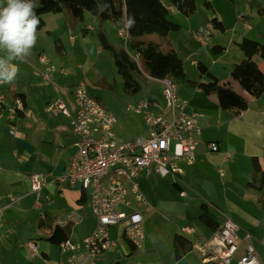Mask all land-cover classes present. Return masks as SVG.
<instances>
[{
    "label": "crops",
    "instance_id": "obj_1",
    "mask_svg": "<svg viewBox=\"0 0 264 264\" xmlns=\"http://www.w3.org/2000/svg\"><path fill=\"white\" fill-rule=\"evenodd\" d=\"M161 1L169 9L171 20L180 26L179 30L170 32L167 36L171 54L184 65V74L173 81L178 80V95L188 102L186 111L197 115L201 136L196 162L193 165L181 163L184 173L177 176V182L173 183V186L175 183L179 184L187 195L183 197L178 188L174 187L180 193L183 203L176 206L177 210L181 211L176 217L177 225L171 223L170 233L166 236V245H171L172 252L167 255L160 252V242L155 248V241L159 240L156 233L161 229L158 224L155 226L153 221L155 223V219L162 217L157 205L149 208L146 204L140 208L145 226L143 245L148 228V248L155 249L150 258L152 264H218L216 261H203V253L195 249V246H203L213 241L218 228L229 218L238 225L240 239L244 240L247 234L251 235L247 243L255 248L259 264H264V94L259 99H252L237 83L231 82L230 78L232 68L246 58L238 46L243 39L255 40L264 45V0H200V3L196 0L198 10L190 17L180 13L168 0ZM206 1L209 6L205 4ZM246 3L249 7L244 10L245 19L240 20L239 15L242 13L239 6L244 7ZM252 4L257 9L258 21L249 17L255 15V10L250 8ZM65 18L67 29L62 28L59 37L68 31L71 33V44L77 46L81 38L77 29L81 24L72 31L68 27L67 17ZM214 19L223 23L224 33L214 29ZM107 23L103 25V30L113 43L107 34ZM46 28L47 22L44 29ZM44 29L37 33V38ZM47 33L52 36L53 31ZM196 33L206 38L205 44L196 40ZM81 34L86 37L88 29L85 28ZM153 40L161 42L158 37ZM215 46L224 47L225 51L216 56L212 53ZM3 55L0 51V56ZM41 56L45 55L36 53L26 57L25 61L30 60L32 67H38L37 72H25L26 78L19 76V72L25 68L22 64L24 62L13 61L19 68L15 82L2 85L6 102L1 111L2 115L0 114V264L66 262L73 253H63L61 244L49 241L55 230L60 228L69 231L68 240L74 243L79 251H83L85 239L96 226L91 198H88L86 204H81L80 200L84 194L81 190L62 189V184L58 182L64 175L70 158L77 151V138L70 119L62 114H49L45 111L46 105L53 97L48 91L42 102L30 99L29 91L32 86L29 77L48 83L42 74L44 64L40 62ZM195 62L206 65L223 84L231 82L235 90L249 99L250 107L239 116L223 111L218 106L217 97L207 95L202 90L200 85L209 84L210 80L200 75ZM256 62L264 72V60L257 57ZM50 63L52 64L51 61ZM189 63L196 66L192 76L188 70ZM40 86L45 85L39 84L37 87ZM74 87L68 88L72 98L65 93L66 97H69V105L66 104L70 106L73 116L76 115ZM21 97H24L22 101L25 112H19L16 118L10 121L8 116L11 106ZM12 127L15 133L12 132ZM209 142H217L219 151H211L207 147ZM221 169L224 170L223 175L220 173ZM34 173L43 174L46 178V184L40 193L31 189L30 176ZM151 174L152 172L148 174L142 171L139 179L143 177L144 181H148ZM156 174L154 172L155 176ZM139 183L142 190L141 181ZM254 183L255 186L252 185ZM128 200L131 198L128 197ZM203 205L215 216L216 229L205 226L199 220ZM116 227L120 229L114 230L112 238L109 235L115 245L99 257L97 262L100 264L105 258H110L111 264L115 261L123 264H149L150 261L142 262V259L131 261L133 256L143 249V245L140 248L135 246L137 251L130 256V246L123 237L125 223ZM116 227L110 228L109 231ZM187 227H192L194 233L186 234ZM184 234L191 239L194 249L178 259L174 253V238L177 235L185 236ZM29 243L37 245V255H32ZM54 248L59 250L58 255L55 254ZM244 253L245 245L242 244L230 264H238ZM123 254L128 259H122ZM130 257L132 259H129Z\"/></svg>",
    "mask_w": 264,
    "mask_h": 264
},
{
    "label": "built area",
    "instance_id": "obj_2",
    "mask_svg": "<svg viewBox=\"0 0 264 264\" xmlns=\"http://www.w3.org/2000/svg\"><path fill=\"white\" fill-rule=\"evenodd\" d=\"M239 19L244 20V14H240ZM118 36L124 43L123 47L128 49V30L118 28ZM194 37L201 44L207 41L199 33ZM138 57L136 54L134 59L138 60ZM40 62L46 66L45 79L51 82L53 65L45 56H41ZM154 81L162 86V98L143 100L136 106L127 108L128 111L143 116L148 127V136L144 139L123 141L121 137H117L114 131L116 116L89 93L84 81L75 85L73 90L76 115H72L61 97L52 99L47 104L48 113L62 114L70 119L77 138V151L70 158L66 171L58 182L62 184V189H79L90 197L96 220L95 229L85 239L83 251H79L70 240L61 243V251L71 252L73 255L60 264H99L97 259L115 245L109 237V229L124 223L123 237L137 248L142 247L145 226L140 208L146 206L147 201L138 180L141 172L150 174L154 168L161 177H177L184 173L180 163H195L201 132L198 117L186 111L188 102L179 97L173 79ZM2 85L0 84V114L6 102ZM19 112H25L22 99H17L11 106L8 119L13 121ZM11 130L15 133L13 127ZM207 146L213 152L219 151L214 142ZM220 173L223 175L224 170L221 169ZM30 179L32 191L40 193L46 184L45 175L34 173ZM181 195L184 197L187 193L182 192ZM238 231V225L228 218L216 231L213 241L203 246L196 245L195 249L203 253V261L206 263L216 261L218 264H230L244 244L245 253L238 264H259L255 248L247 243L251 235L247 234L242 240ZM185 232L193 233L194 229L187 227ZM29 249L33 256L38 254L36 244L29 243Z\"/></svg>",
    "mask_w": 264,
    "mask_h": 264
},
{
    "label": "trees",
    "instance_id": "obj_3",
    "mask_svg": "<svg viewBox=\"0 0 264 264\" xmlns=\"http://www.w3.org/2000/svg\"><path fill=\"white\" fill-rule=\"evenodd\" d=\"M168 1L187 17L194 15L198 10L196 0ZM205 4L209 6L208 1ZM35 12L40 19L37 33L46 26L44 17L48 14L65 13L68 27L72 31L85 21L87 13L96 17L99 23L96 37L101 50L109 52L113 58L118 73L123 78L124 91L127 95L139 94L143 89V82L148 84L149 80L176 79L184 74L183 62L176 60L175 56L171 54L170 44L167 41L168 34L179 30L180 26L169 18V9L161 0H38ZM125 17L135 19L134 27L130 29L125 27L121 22L122 18ZM107 22L118 28L128 30L130 35L128 49L119 48L110 41L103 30V25ZM212 22L216 31L219 33L225 32L222 22L217 19ZM150 35H157L161 42L145 40V37ZM56 46L59 52L63 54L64 47L60 40L57 41ZM238 46L244 52L246 58L232 68L230 72L231 82L237 83L242 91L248 93L250 98L259 99L264 94V72L256 62V58L259 57L264 60V45L245 38ZM224 51L225 48L221 46H215L212 49V53L216 56L221 55ZM136 54L139 55L138 60L134 59ZM197 68L201 76L210 80L209 84L200 85L202 90L207 95H215L218 106L223 111L239 116L250 107L249 99L235 90L231 82L223 84L204 64L197 63ZM99 84H105L104 88L110 89V85L104 80L100 81ZM21 99H24V97H21ZM200 136L201 132L198 139ZM214 143L219 147L217 142ZM252 185L255 186V183ZM174 187L178 188L180 193L183 192L179 184L175 183ZM87 200L88 197L84 193L80 203L86 204ZM199 220L211 229L217 228L216 218L206 205L202 206V214ZM69 233V231L58 228L49 241L54 244H61L69 239ZM186 234H184L185 236L177 235L174 238V253L178 259L194 249L193 242ZM126 242L131 249L130 256H133L137 249L128 240ZM112 264L123 263L115 261Z\"/></svg>",
    "mask_w": 264,
    "mask_h": 264
},
{
    "label": "rangeland",
    "instance_id": "obj_4",
    "mask_svg": "<svg viewBox=\"0 0 264 264\" xmlns=\"http://www.w3.org/2000/svg\"><path fill=\"white\" fill-rule=\"evenodd\" d=\"M198 1L200 3V0ZM33 2L35 6H38V0H33ZM239 7L241 9V13L243 14L245 13L244 10L246 11V8L249 7V4L246 3L244 7ZM250 8L255 10V15L254 17L249 15V17H251L253 21L255 19L258 21L259 17L257 16V9L253 4ZM65 17V13L62 15L59 14L58 16H56V14H48L44 17L47 22V28L44 29L41 36L37 38L36 45L33 48L31 55L33 56L36 53H42L52 62L51 65H53L54 70L52 73V81L48 83H43L40 79L36 81L29 77V80L31 81L30 86H32V90L29 91L31 94L30 99L34 102H42L43 99L46 98V91H48V94L53 95L52 99L61 97L69 105L67 98H72V95L70 93V89L68 88L84 81L87 85L89 93L98 99L116 116L117 123L115 124L114 131L117 137H122L123 141H131L134 138H146L148 136V127L143 116L128 111L127 108L131 105L136 106L143 100L153 98L160 100V96L162 95L161 84L154 80H149L148 84L143 82V89L139 94L134 96L127 95L124 91L123 78L119 75L118 69L115 66L110 53L107 51H100V43L96 37V33L99 30L98 19L89 13L86 14L85 21L77 29V32L81 36L79 40L80 42L77 46H73L71 44L70 32L67 31L66 34L59 37L62 32L61 29H67V26H65ZM85 28L88 29V34L86 37H83L81 33ZM47 31H53L52 36H48ZM107 34L110 35L114 45L116 44L119 48L123 47L122 44L124 45V43L118 36V28L116 29V26L114 27L113 24L107 23ZM76 36L77 35H75V37ZM157 37V35H150L146 36L145 40L154 41L153 39H156ZM58 40H61L62 43L64 42L63 45L65 50L63 54L59 52L56 46ZM22 64L25 66V68L19 72V76L22 78L27 77L25 72L31 73V71L34 72L38 69L37 66L32 67L33 63L28 59ZM42 67L44 70L42 74H44L46 73V67L45 65ZM195 69L196 66L189 63L188 70L190 72V76H192ZM102 80L106 81L110 85V89L104 88L105 84H99ZM175 83L179 87L178 80H175ZM39 84L45 86L37 87ZM40 92L42 94H40ZM65 93H68L69 97H66ZM45 111L47 112L46 109ZM151 172L152 174L150 175L148 181H144L143 177L139 179L142 183L141 192L147 201V206H149V208H154L155 206L153 205H157L159 206L158 210L162 213V217L155 219V223L153 221V224L155 226L158 224L161 229L156 233V237L159 240L157 239L158 241H155V248L157 247L158 242H160L161 247H158V250L167 255L168 252H172V247L171 245H168V243L166 245V236L170 233V228L172 227L171 223L172 225H177L176 217L181 211L177 210L176 206L182 205L183 199L181 198L180 193L177 192L173 186V183L177 182L176 177H161L159 174H156L157 176H155L154 168L151 169ZM182 211H184V208ZM195 217H197V215H195ZM194 224H197V220L194 221ZM118 229H120V227H116L115 229H111L109 231L111 238L113 237L112 233L114 230ZM149 232L150 231L147 228V237L145 244L143 245V249L133 256V260L131 261H137L139 259H142V262L150 261V258L154 255L153 251L155 249L148 248L149 245L147 242L150 238L148 234ZM54 251L56 255L59 254V250L57 248H54ZM121 258L124 260L128 259L125 254H123ZM129 259H132V257ZM111 262L110 258H105L104 262L100 264H111ZM127 263L128 262L124 264ZM149 264H152V262L150 261Z\"/></svg>",
    "mask_w": 264,
    "mask_h": 264
},
{
    "label": "clouds",
    "instance_id": "obj_5",
    "mask_svg": "<svg viewBox=\"0 0 264 264\" xmlns=\"http://www.w3.org/2000/svg\"><path fill=\"white\" fill-rule=\"evenodd\" d=\"M121 22L129 29L135 25L133 17ZM39 24L33 0H0V84L15 82L19 68L13 61L25 62L32 54Z\"/></svg>",
    "mask_w": 264,
    "mask_h": 264
}]
</instances>
